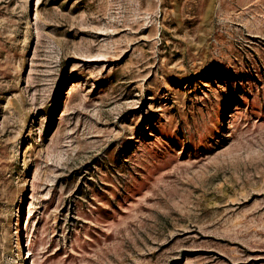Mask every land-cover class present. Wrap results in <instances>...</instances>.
Instances as JSON below:
<instances>
[{
    "label": "rangeland",
    "instance_id": "rangeland-1",
    "mask_svg": "<svg viewBox=\"0 0 264 264\" xmlns=\"http://www.w3.org/2000/svg\"><path fill=\"white\" fill-rule=\"evenodd\" d=\"M0 264H264V0H0Z\"/></svg>",
    "mask_w": 264,
    "mask_h": 264
},
{
    "label": "bare ground",
    "instance_id": "bare-ground-1",
    "mask_svg": "<svg viewBox=\"0 0 264 264\" xmlns=\"http://www.w3.org/2000/svg\"><path fill=\"white\" fill-rule=\"evenodd\" d=\"M28 255V254H27Z\"/></svg>",
    "mask_w": 264,
    "mask_h": 264
}]
</instances>
